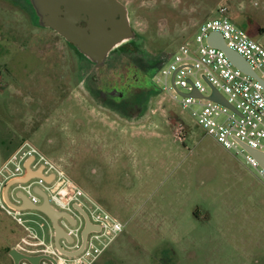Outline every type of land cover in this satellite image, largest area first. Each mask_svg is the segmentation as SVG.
I'll return each mask as SVG.
<instances>
[{
  "label": "rangeland",
  "instance_id": "374dc122",
  "mask_svg": "<svg viewBox=\"0 0 264 264\" xmlns=\"http://www.w3.org/2000/svg\"><path fill=\"white\" fill-rule=\"evenodd\" d=\"M252 1L136 0L125 7L143 38L140 50L155 57L193 41L223 2L237 26L263 41L264 5ZM28 2L38 21L0 0V128L7 143L10 132L14 143L33 144L126 225L96 264H264V183L245 158L164 92L138 119L107 109L83 81L79 52ZM13 226L0 209V243Z\"/></svg>",
  "mask_w": 264,
  "mask_h": 264
},
{
  "label": "built area",
  "instance_id": "2783aa9c",
  "mask_svg": "<svg viewBox=\"0 0 264 264\" xmlns=\"http://www.w3.org/2000/svg\"><path fill=\"white\" fill-rule=\"evenodd\" d=\"M254 8L264 5V0H253ZM217 16L204 21L197 29L193 41H187L161 66L153 76L157 88L169 95L184 110H188L196 121L225 149L243 156L245 165L255 171L264 183V167L249 154L239 142L264 153V90L261 83L244 73L228 59L226 53L208 44V36L222 34L228 47L240 53L264 80V40L252 38L246 30L237 26L230 17L226 2L219 5ZM264 35V34H263ZM216 88L234 110L208 100ZM198 90L202 98L188 94ZM176 135L185 139L182 128ZM30 170H42V176L32 177L27 182H17L27 177L26 164ZM49 180V181H48ZM16 182L9 190V199L21 204L18 192L28 196L34 205L42 198L36 189H42L49 197L52 207L69 214L76 220L72 225L62 217L59 224L72 238L60 241L67 251H78L82 246L85 219L75 206L87 213L90 221L99 227L92 231L81 253L74 257L62 254L55 245V229L51 221L37 210H19L5 201V188ZM0 209L22 227L26 233L17 248L27 255H50L59 264H95L101 255L124 232L126 225L108 213L89 194L55 163L30 142L23 143L0 165ZM51 264L45 261V264ZM22 264H30L23 261Z\"/></svg>",
  "mask_w": 264,
  "mask_h": 264
},
{
  "label": "water",
  "instance_id": "95a60500",
  "mask_svg": "<svg viewBox=\"0 0 264 264\" xmlns=\"http://www.w3.org/2000/svg\"><path fill=\"white\" fill-rule=\"evenodd\" d=\"M33 2L44 26L52 27L68 41L74 43L80 49L81 53L99 64L105 61L109 52L114 47L133 36L132 28L128 20L127 8L118 0H33ZM82 21H85L87 26H81ZM208 44L224 51L235 67L257 79L264 90V80L257 75L253 67L240 53L227 46L222 34L217 32L209 34ZM212 88L213 92L208 97L203 96L196 89L188 95L198 98L205 97L208 100L234 110L225 96L216 88ZM239 143L264 167L263 152L243 142ZM26 167L28 168L27 177L17 182H27L32 177L42 176V170L38 172H32L30 170V161L26 164ZM15 183L9 182L7 184L4 194L5 201L12 208L19 210H37L43 213L54 226L55 245L62 254L68 257L79 255L86 245L89 233L99 231V227L92 224L87 213L78 206H75L85 219V226L82 233L83 242L81 249L78 251L71 252L64 250L60 241L65 238L69 242H72V238L59 224V220L64 217L72 225H76V220L67 213L55 210L50 203L48 195L40 188L35 190L42 198L40 205H34L28 196L23 192H18L17 196L20 198L21 204L15 206L9 199V190ZM6 252H8L14 264H22L23 261H27L30 264H43L45 261L51 264H59L56 258L50 255H27L17 248H7Z\"/></svg>",
  "mask_w": 264,
  "mask_h": 264
},
{
  "label": "trees",
  "instance_id": "16d2710c",
  "mask_svg": "<svg viewBox=\"0 0 264 264\" xmlns=\"http://www.w3.org/2000/svg\"><path fill=\"white\" fill-rule=\"evenodd\" d=\"M12 1L31 14L34 21H38L36 11L32 4H29V0ZM142 40V36L134 35L127 48L113 49L103 64H98L79 52L82 58L83 81L90 95L103 101L107 109L128 120L142 117L147 110L148 102L161 93V90L152 84L151 79L171 57L168 53L155 57L145 55L139 45ZM8 134L9 143L4 140L5 134L0 128L3 161L22 145L19 141L14 143V136L10 132L6 135Z\"/></svg>",
  "mask_w": 264,
  "mask_h": 264
},
{
  "label": "crops",
  "instance_id": "0c3cea01",
  "mask_svg": "<svg viewBox=\"0 0 264 264\" xmlns=\"http://www.w3.org/2000/svg\"><path fill=\"white\" fill-rule=\"evenodd\" d=\"M25 235L26 233L24 229L15 223V226H13V228L11 229V235H10V239L8 240V242L0 243V264H3V263L14 264L10 255L8 254V252H6V249L7 248H17L18 244L21 242L22 238L25 237Z\"/></svg>",
  "mask_w": 264,
  "mask_h": 264
},
{
  "label": "flooded vegetation",
  "instance_id": "af4514ba",
  "mask_svg": "<svg viewBox=\"0 0 264 264\" xmlns=\"http://www.w3.org/2000/svg\"><path fill=\"white\" fill-rule=\"evenodd\" d=\"M121 4H123L124 6L125 5H127V4H134L135 3V1L136 0H118ZM127 14H128V20H129V23H130V19H129V11H128V9H127ZM81 26H87V23L85 22V21H82L81 22ZM130 26H131V24H130ZM48 28H50V29H52L53 31H55L57 34H59L56 30H54L52 27H48ZM131 28H132V26H131ZM132 32H133V36L134 35H136V33L134 32V30H133V28H132ZM60 35V34H59ZM66 42H67V44L69 45V46H71L73 49H75L76 51H78V52H80L81 53V51H80V49L74 44V43H72V42H70V41H68L66 38H64L62 35H60ZM133 36L131 37V38H133ZM131 38H129V39H127V40H125L124 42H126V41H130V39ZM124 42H122V43H120L119 45H122ZM119 45H117L116 47H114L113 49H116L117 47H119ZM112 49V50H113ZM111 50V51H112ZM110 51V52H111ZM109 52V53H110ZM104 63V62H103ZM102 63V64H103ZM99 64V63H98ZM151 82H152V84L155 86V84H154V82H153V77H152V79H151ZM113 113H115V112H113ZM116 115H118L117 113H115ZM118 116H120V115H118ZM125 119V118H124ZM128 120V119H127Z\"/></svg>",
  "mask_w": 264,
  "mask_h": 264
}]
</instances>
